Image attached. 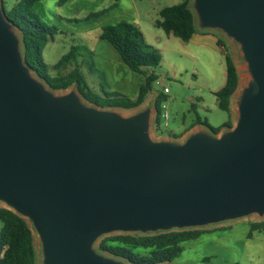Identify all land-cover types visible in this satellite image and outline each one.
I'll list each match as a JSON object with an SVG mask.
<instances>
[{
    "label": "water",
    "instance_id": "water-1",
    "mask_svg": "<svg viewBox=\"0 0 264 264\" xmlns=\"http://www.w3.org/2000/svg\"><path fill=\"white\" fill-rule=\"evenodd\" d=\"M190 6L198 30L239 48L248 81L232 127L176 141L152 138L151 106L123 116L55 94L0 0V203L38 236L42 264H129L98 242L264 216V0Z\"/></svg>",
    "mask_w": 264,
    "mask_h": 264
},
{
    "label": "rangeland",
    "instance_id": "rangeland-1",
    "mask_svg": "<svg viewBox=\"0 0 264 264\" xmlns=\"http://www.w3.org/2000/svg\"><path fill=\"white\" fill-rule=\"evenodd\" d=\"M19 1L21 0H3L7 9ZM59 1L40 0L33 7V11L44 23L58 28L54 40L43 50L42 57L49 66H53L72 46H79V61L84 62L83 73L96 92H116L126 98L135 99L143 82V76L130 70L114 48L100 39L104 26L122 21L136 25L143 32L146 41L162 57L160 65L150 71L159 77V81L165 82L170 92L164 94L163 86L154 83L140 107L110 110L130 116L151 106V136L155 140H160V136L184 134L198 122H206L208 126L218 129L230 121V114L217 107L214 94L224 84L225 55L207 52L201 56L200 61H195L190 55L179 51L174 44V40L182 43L181 39L169 36L155 25V21L160 19L161 9L179 4L183 0H68L63 5ZM103 10L107 12L100 18L85 20L89 15ZM228 53L239 74V87L232 98L234 121L237 112L235 100L248 81V72L237 46L229 47ZM51 74L55 72L52 71ZM33 75L37 76L36 73ZM71 91H76L82 97L75 85L63 91L54 90V93L59 95ZM157 94H164L165 100L161 107L169 113L168 126H161V135L155 132L157 112L154 106ZM82 99L91 105L83 97ZM0 208H5V205L0 203ZM253 224L262 225L248 238ZM2 227L3 223L0 221V230ZM200 230L206 232L195 240L184 242L182 255L165 264H264V216L252 215ZM34 241L37 264H42L39 239L35 233Z\"/></svg>",
    "mask_w": 264,
    "mask_h": 264
},
{
    "label": "trees",
    "instance_id": "trees-1",
    "mask_svg": "<svg viewBox=\"0 0 264 264\" xmlns=\"http://www.w3.org/2000/svg\"><path fill=\"white\" fill-rule=\"evenodd\" d=\"M38 1L40 0H21L10 9H7L3 2V7L8 19L16 26L22 37L26 63L40 79L56 91L67 90L75 85L87 102L101 108L129 110L144 104L153 84L159 79L150 70L160 65L162 57L158 50L146 41L139 27L122 21L104 26L100 34V39L107 41L114 48L130 70L143 76L136 98L129 99L116 92L98 93L89 85L83 73L84 62L79 61L81 57L79 46H72L70 51L53 66H49L44 61L43 50L50 41L54 40L58 28L44 23L33 11ZM67 1L60 0L59 4L63 5ZM190 5L191 0H183L179 4L161 9L160 19L155 21V25L168 35H173L184 42L190 41L198 31ZM106 12L107 10H103L91 14L85 20L98 19ZM218 41L227 52L224 39L220 36ZM225 62V85L214 94L218 108L230 114V121L218 129L208 126L206 122H198L209 127L216 134L223 128L233 125L231 100L239 87L237 66L229 53L225 54ZM52 71L55 74H51ZM164 100V94H157L155 98L157 126L161 123V105ZM0 221L3 223L0 230V264H37L34 235L28 222L6 208H0ZM261 225L253 224L248 238H251L252 232ZM205 232L195 229L154 235L114 234L101 239L97 244V250L123 259L129 264H165L173 262L182 255L184 242L195 240Z\"/></svg>",
    "mask_w": 264,
    "mask_h": 264
},
{
    "label": "crops",
    "instance_id": "crops-1",
    "mask_svg": "<svg viewBox=\"0 0 264 264\" xmlns=\"http://www.w3.org/2000/svg\"><path fill=\"white\" fill-rule=\"evenodd\" d=\"M220 36L221 35L218 34L217 32L198 30L197 33L193 36V38L188 42H184L182 40H181L182 43H180L177 40H174L173 42L175 45L178 46L179 51H183L184 53L190 55L191 57L194 58L195 61H200L201 56L206 55L207 52L215 53V54L223 53L225 55L226 53H228L229 47L234 48V45L230 41H228L227 39L221 36L226 43V47H227V52H226L219 45L218 37ZM225 82H226V67H225V78H224L223 86L225 85ZM221 88H219L218 90H220ZM218 90H216L215 92H217ZM216 105L218 107L217 100H216ZM231 109H232V101H231ZM232 121H233V112H232ZM204 127L206 126L202 124H196L189 130H186L184 134H181L179 136L170 134L167 136H162L161 139L182 141L186 137V135H188L190 132Z\"/></svg>",
    "mask_w": 264,
    "mask_h": 264
},
{
    "label": "built area",
    "instance_id": "built-area-1",
    "mask_svg": "<svg viewBox=\"0 0 264 264\" xmlns=\"http://www.w3.org/2000/svg\"><path fill=\"white\" fill-rule=\"evenodd\" d=\"M157 84L163 86V93L164 94H168L169 93V88L165 85V82L164 81H158L156 82ZM168 120H169V113L168 111L165 109V108H162V112H161V123L159 126H155V132L158 134V135H161V126L164 125L165 127L168 126ZM162 136H160L161 138Z\"/></svg>",
    "mask_w": 264,
    "mask_h": 264
}]
</instances>
